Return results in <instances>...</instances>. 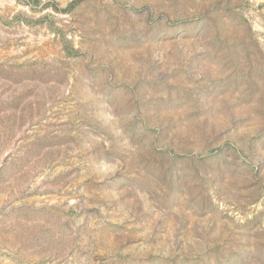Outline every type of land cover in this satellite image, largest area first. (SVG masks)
<instances>
[{
  "label": "rangeland",
  "instance_id": "374dc122",
  "mask_svg": "<svg viewBox=\"0 0 264 264\" xmlns=\"http://www.w3.org/2000/svg\"><path fill=\"white\" fill-rule=\"evenodd\" d=\"M0 264H264V0H0Z\"/></svg>",
  "mask_w": 264,
  "mask_h": 264
},
{
  "label": "trees",
  "instance_id": "16d2710c",
  "mask_svg": "<svg viewBox=\"0 0 264 264\" xmlns=\"http://www.w3.org/2000/svg\"><path fill=\"white\" fill-rule=\"evenodd\" d=\"M36 1H37V0H36ZM69 8H72V5H71Z\"/></svg>",
  "mask_w": 264,
  "mask_h": 264
}]
</instances>
